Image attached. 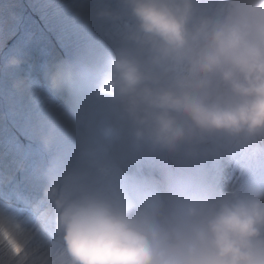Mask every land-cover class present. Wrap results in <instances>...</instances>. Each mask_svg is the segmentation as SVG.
Masks as SVG:
<instances>
[{"label": "clouds", "instance_id": "1", "mask_svg": "<svg viewBox=\"0 0 264 264\" xmlns=\"http://www.w3.org/2000/svg\"><path fill=\"white\" fill-rule=\"evenodd\" d=\"M87 3L77 0L75 18L106 33L118 25L115 39L48 74L51 88L82 106L106 102L86 157L124 134L135 154L224 168L234 142L264 149V0ZM22 62L12 55L7 65ZM41 139L47 146L52 135ZM45 174L37 219L0 205V264H264V181L221 189L203 175L168 172L98 186L86 170L60 173L55 163ZM49 230L62 255L43 241Z\"/></svg>", "mask_w": 264, "mask_h": 264}, {"label": "rangeland", "instance_id": "2", "mask_svg": "<svg viewBox=\"0 0 264 264\" xmlns=\"http://www.w3.org/2000/svg\"><path fill=\"white\" fill-rule=\"evenodd\" d=\"M76 4L77 0H0V205H7L22 218L35 220L39 215L36 208L47 207L42 194L45 173L53 163L60 173L86 170L98 186L119 187L126 180L122 176L125 171L103 154L84 155V150L95 144L98 122L109 115L106 102L93 99L82 106L67 90H55L49 83L48 74L57 62L90 60L115 39L118 25L107 33L102 25L86 27L73 14ZM85 6L94 8V0ZM12 55L22 56L23 62L8 66ZM21 79L26 86L14 87ZM49 132L52 140L46 146L41 138ZM234 147L237 153L226 168L205 160L187 161L179 154H135L127 134L113 142L108 152L114 163H118L116 158L122 160L120 165L130 178L160 180L168 172H192L221 189L264 181V154L252 148L240 150L237 144ZM257 162H262L259 168ZM19 181L22 188L30 190L29 201L32 193L37 196L35 207L26 205L24 210L1 199L10 195L4 186ZM49 232L52 230L42 235L43 241L62 255L59 238L48 236Z\"/></svg>", "mask_w": 264, "mask_h": 264}, {"label": "trees", "instance_id": "3", "mask_svg": "<svg viewBox=\"0 0 264 264\" xmlns=\"http://www.w3.org/2000/svg\"><path fill=\"white\" fill-rule=\"evenodd\" d=\"M12 199V197H10ZM20 205H22V203H20Z\"/></svg>", "mask_w": 264, "mask_h": 264}]
</instances>
